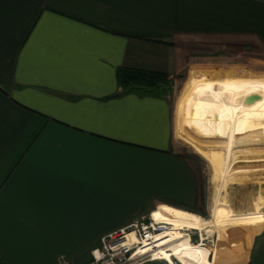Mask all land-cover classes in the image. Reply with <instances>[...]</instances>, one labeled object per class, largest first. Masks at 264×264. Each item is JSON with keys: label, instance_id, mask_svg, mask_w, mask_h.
<instances>
[{"label": "crops", "instance_id": "obj_1", "mask_svg": "<svg viewBox=\"0 0 264 264\" xmlns=\"http://www.w3.org/2000/svg\"><path fill=\"white\" fill-rule=\"evenodd\" d=\"M263 59L264 0H0V264H89L110 231L198 208L179 101L174 116L169 85L124 91L119 67L195 68L184 87L220 89L209 104L264 107L241 98L264 95ZM219 250L264 264V227Z\"/></svg>", "mask_w": 264, "mask_h": 264}, {"label": "rangeland", "instance_id": "obj_2", "mask_svg": "<svg viewBox=\"0 0 264 264\" xmlns=\"http://www.w3.org/2000/svg\"><path fill=\"white\" fill-rule=\"evenodd\" d=\"M243 68L244 67L241 69ZM194 69L195 68L190 69L189 71H182L175 80L169 78L170 81L167 84L171 87V101L174 107V116L177 101H179L180 108L185 112L183 130L184 140L179 138L174 130L176 149L181 154L192 159L199 176L200 187V198L198 208L196 209L197 212L184 208L176 209L192 214L201 219L204 223H211L212 226H210L211 231H203L204 234L201 230H192V234H190L191 231L185 230L183 236L176 238L178 241L172 248H184L191 244H202L204 248L208 250L209 259L207 262H202L201 264H216V262L210 258L211 253H215L216 248H222L219 250L221 257L227 256V253H229V248L227 247L235 229L234 223H229L224 220L226 217H239L242 219L237 228L235 245H230L233 247L230 249L233 250L237 248L241 251H246L248 249V244L250 243L251 234L260 231L262 227H264V138L237 143V146L233 150L234 159L231 163V169L227 171L225 176L220 174L219 179L215 180V168L213 164L214 157L222 160L223 153L217 148L219 147L218 144H216L214 148L212 147L213 138L211 136V108L209 106V99L212 95L223 93H220L222 92L220 89H204L197 91L195 88L184 87L191 71ZM245 69L246 68H244V70ZM210 70L213 69L206 71ZM254 73L264 74V59L260 61V65L256 67ZM221 86H223V84L218 85L216 88H221ZM232 86L233 85H229V87ZM233 88L239 90L243 87ZM251 91L254 90L246 91V93ZM258 96L259 97L256 99L257 101L264 100V95ZM247 97L249 96H243L241 98L247 99ZM199 140L200 144L196 149L195 145ZM221 184L224 185L221 186ZM219 189H221L219 210H213L212 206L215 202L216 195L219 193ZM112 196V199L109 200L111 205H117V203L118 205L126 204L130 197L133 198V195L126 194ZM223 204L226 205L224 206ZM127 209L129 208L127 207ZM154 209L155 207L151 210ZM198 232L201 235V240L197 234ZM189 238H191L193 243L191 240H188ZM219 239L224 242L219 244ZM217 244H219V248ZM220 245L222 246L220 247ZM66 259L70 261L68 258ZM157 261H160L158 264H169L163 259H158ZM174 262L175 264H180L177 259H174ZM70 264H72L71 261Z\"/></svg>", "mask_w": 264, "mask_h": 264}, {"label": "bare ground", "instance_id": "obj_3", "mask_svg": "<svg viewBox=\"0 0 264 264\" xmlns=\"http://www.w3.org/2000/svg\"><path fill=\"white\" fill-rule=\"evenodd\" d=\"M209 106L211 108L212 147L214 148L215 145L218 144L219 147H216L223 153L222 160L214 157L213 161L215 168L214 179L218 180L220 174L225 176L227 171L231 169V163L234 159L233 150L237 146V143L264 138V108L253 103L234 104L221 101H213ZM223 185L224 184H221V186ZM220 190L221 189H219V193L216 195L215 202L212 206L213 210H219ZM151 216L156 222L168 224L170 227H166L163 233L158 236V244L154 246L151 243H147L144 252H151L157 260L163 259L169 264H175L174 258L177 259L180 264H201L202 262L208 261V250L204 248L202 244H191L184 248L172 247H174L175 243L178 241L176 238L183 236L185 230H201L204 234L203 231H211V223H204L198 217L176 209L153 211ZM224 220L235 224V229L228 246L235 245L237 228L242 219L239 217H226ZM129 237L130 240L135 239L133 233ZM188 240H191V238ZM218 242L220 244L224 241L219 239ZM219 244H217V246ZM221 246L222 245H220V247ZM217 251L218 249L216 248L215 255H217ZM214 261L216 262V259H214Z\"/></svg>", "mask_w": 264, "mask_h": 264}, {"label": "built area", "instance_id": "obj_4", "mask_svg": "<svg viewBox=\"0 0 264 264\" xmlns=\"http://www.w3.org/2000/svg\"><path fill=\"white\" fill-rule=\"evenodd\" d=\"M151 214L150 212L127 226L105 234L101 238L100 245L91 251L90 264H143L157 260L151 252H144V248L147 243L154 246L158 244V236L170 225L156 222ZM132 233L135 239L130 240L129 236ZM197 234L201 240L200 233ZM58 261L60 264H70V261L63 256L59 257Z\"/></svg>", "mask_w": 264, "mask_h": 264}, {"label": "trees", "instance_id": "obj_5", "mask_svg": "<svg viewBox=\"0 0 264 264\" xmlns=\"http://www.w3.org/2000/svg\"><path fill=\"white\" fill-rule=\"evenodd\" d=\"M117 79L124 91L150 90L159 86H168L169 75L145 68L121 66L117 70ZM197 212L196 210H192Z\"/></svg>", "mask_w": 264, "mask_h": 264}, {"label": "water", "instance_id": "obj_6", "mask_svg": "<svg viewBox=\"0 0 264 264\" xmlns=\"http://www.w3.org/2000/svg\"><path fill=\"white\" fill-rule=\"evenodd\" d=\"M258 97H259L258 95L253 94V95H250L249 97H247L246 101L252 102V101L256 100Z\"/></svg>", "mask_w": 264, "mask_h": 264}]
</instances>
